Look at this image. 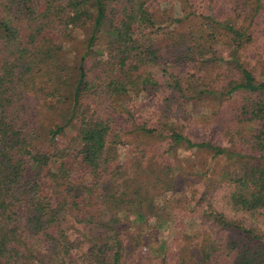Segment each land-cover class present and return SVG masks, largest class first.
<instances>
[{
    "label": "trees",
    "instance_id": "trees-1",
    "mask_svg": "<svg viewBox=\"0 0 264 264\" xmlns=\"http://www.w3.org/2000/svg\"><path fill=\"white\" fill-rule=\"evenodd\" d=\"M182 1L176 16L150 0H0V264L125 263L181 226L176 206L194 198L181 148L212 154L206 189L219 173L186 262L264 264V0ZM237 96L253 133L228 146L185 131L187 104Z\"/></svg>",
    "mask_w": 264,
    "mask_h": 264
},
{
    "label": "rangeland",
    "instance_id": "rangeland-1",
    "mask_svg": "<svg viewBox=\"0 0 264 264\" xmlns=\"http://www.w3.org/2000/svg\"><path fill=\"white\" fill-rule=\"evenodd\" d=\"M154 6L161 8L160 10L166 7H171V10L177 14L176 16H181L182 12V0H150ZM230 1V0H228ZM231 2V1H230ZM231 7V6H230ZM264 14V10L262 11ZM260 24V25H259ZM257 32L260 43V51L264 48V16L259 20ZM77 41L74 44H71L70 48V57L73 58L76 54L82 53V40L86 37L83 33L77 34ZM260 40V38H262ZM101 45L104 44L105 40L101 39ZM257 50H254V54L257 53ZM142 100L143 103L140 104L141 113L143 115L147 112L150 116L155 114L156 102L153 96L148 94L140 95L139 100ZM241 97H234L233 99H228L225 101L222 106H219L218 102L204 104L199 103L198 105L192 108L191 104L185 106L187 112L192 115L191 122L187 120L185 122V131L191 136L194 140L198 141H212L215 143L227 144L230 146V141L234 135H249L253 133L254 124L250 122H239L238 113L236 112V104L241 102ZM140 103V102H139ZM31 106H35L34 102H30ZM207 105H211L210 107ZM131 109V108H130ZM151 126L157 124L156 118H152ZM149 142L148 153L152 155L155 144L153 139L144 140ZM166 146H164L162 151H164ZM161 151V152H162ZM120 159H125L128 153V147L122 145L119 147ZM176 158L180 161L182 167H186L189 175L184 180L186 183V195L187 197L184 200L185 204L182 202L176 206V211L179 213L177 216V221L179 222L178 227H174L172 224H167L158 234V241H152L150 246H144L140 252L129 254L127 256V261L123 264H135L134 261L139 260L140 255H145L147 260L143 264H153L155 261H160L165 258L167 264H193L191 262H186L191 258L192 249L196 247L199 251L200 247L204 245V232L202 220L198 217L197 210H200L201 205L205 204V200L202 202L203 193L212 189L215 184V181L219 177V173L215 174V177L211 178V185L208 189L207 181L204 182L203 178L199 175H203L206 170L205 165L211 162L212 154L211 153H196L193 149H178L175 153ZM198 156L199 162H202V165L199 162H193L192 158ZM192 157V158H191ZM220 166L232 165L229 161H214ZM160 164L165 163L164 158H160ZM199 174V175H198ZM209 194H212L211 192ZM202 198V199H201ZM161 198L158 199L160 202ZM195 201L199 200L201 203L195 208L194 202L189 204L186 201ZM192 204V205H190ZM194 207V208H193ZM181 213V214H180ZM155 219V218H154ZM151 219V222L154 221ZM172 225V226H170ZM184 225V226H183ZM179 232V233H178ZM133 235V234H131ZM181 235L180 239H177ZM198 236V240H195V237ZM199 258L202 257V254H198ZM154 261V262H153Z\"/></svg>",
    "mask_w": 264,
    "mask_h": 264
}]
</instances>
